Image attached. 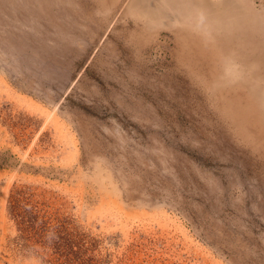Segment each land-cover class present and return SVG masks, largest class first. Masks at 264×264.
<instances>
[{"label": "rangeland", "instance_id": "1", "mask_svg": "<svg viewBox=\"0 0 264 264\" xmlns=\"http://www.w3.org/2000/svg\"><path fill=\"white\" fill-rule=\"evenodd\" d=\"M234 1L227 31L0 0V264H264V0Z\"/></svg>", "mask_w": 264, "mask_h": 264}, {"label": "bare ground", "instance_id": "2", "mask_svg": "<svg viewBox=\"0 0 264 264\" xmlns=\"http://www.w3.org/2000/svg\"><path fill=\"white\" fill-rule=\"evenodd\" d=\"M130 4H134L139 8V11L146 15L148 25L169 24L174 17L177 19L180 16L186 18L190 17V15L195 16V21L204 25L206 23L205 26H213L216 29L224 28L227 31H230L228 29H230L229 23L232 19L238 18V23L241 27V23H244V19H242V14H244V12H242L241 7L237 8L234 0H131ZM229 5H233L234 8H229ZM191 20L194 21V19ZM111 23L109 25H111ZM220 33L223 34L222 32ZM250 40L254 44H259L257 35L253 37V40ZM223 57L228 58V53H224ZM242 63L247 64L248 61H242ZM234 101L235 100H229V102L233 104ZM237 102L238 103L235 104V106H237L236 108L231 107L228 110V115L232 120H236L238 126L248 120L255 123L257 119L251 103L249 102V104L244 105V103H239L238 100ZM233 109H235L234 112Z\"/></svg>", "mask_w": 264, "mask_h": 264}]
</instances>
